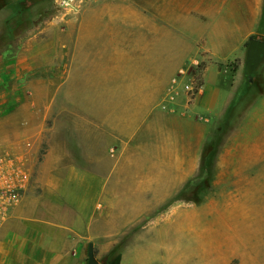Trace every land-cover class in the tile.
Listing matches in <instances>:
<instances>
[{"label":"crops","instance_id":"0c3cea01","mask_svg":"<svg viewBox=\"0 0 264 264\" xmlns=\"http://www.w3.org/2000/svg\"><path fill=\"white\" fill-rule=\"evenodd\" d=\"M173 6L172 18H180L186 27L192 10L207 16L205 23L191 29L202 31L197 40L190 35L201 45L182 54L185 59L197 54L207 61L193 102L161 118L158 109L149 108L156 92L127 87L115 71L118 66H112L104 77L105 90L89 98V115H103L104 121L102 131L95 124L89 126L87 155H81L77 139L73 141L74 129L71 139L65 140L57 120L33 124L26 105L8 106L17 101L10 85L35 63L31 51H18L7 43L0 48V85L8 87L0 88V145L27 153L34 170L30 191L0 226V264H88L90 243L102 264L117 246L120 264H154L162 250L166 253L162 264H187L184 253L177 252L187 239L201 259L199 264H231L236 259L264 264V240L249 229L257 209L264 207L244 198L233 202L232 195L225 202L196 207L170 202L201 167L209 116L218 115L220 107L233 106L247 89L246 42L252 35L264 37V0L219 4L179 0ZM233 59H238L237 66L220 67ZM215 79L229 86L226 94H221ZM55 98L51 107L41 109L42 117H57L64 110L79 114L77 109L57 106V100L63 99L60 89ZM145 100L152 101L148 108ZM188 111L195 116L186 119ZM172 237L177 241L173 248L168 247Z\"/></svg>","mask_w":264,"mask_h":264},{"label":"rangeland","instance_id":"374dc122","mask_svg":"<svg viewBox=\"0 0 264 264\" xmlns=\"http://www.w3.org/2000/svg\"><path fill=\"white\" fill-rule=\"evenodd\" d=\"M8 1L10 5L0 10V48L7 43L9 47L31 51L35 63L21 76L22 80L19 78L10 85L15 89L13 96L17 101L8 106L26 105L31 110L27 118L33 124L57 120L63 125L65 140L71 139L70 130L74 129L73 141L77 139L81 155H87L89 126L95 124L102 131L104 116L89 115V98L94 92L105 90L104 77L110 74L112 66H118L115 71L128 82L127 87L156 92L154 104L149 108L158 109L161 118L188 107L203 83L207 61L197 54L186 59L182 54L201 45L193 39L200 38L202 31L192 33L191 29L196 23H205L207 16L192 10L186 27L180 18H172L173 5L179 0H162L166 4L160 5H154L152 0ZM216 2L219 4L221 0ZM208 31L209 27L205 29ZM61 47L63 51L59 53ZM49 60H54L53 64L46 62ZM237 64L238 59H233L220 67L233 68ZM61 78L64 83H57ZM134 80L143 82L132 85ZM221 80L215 79V83L223 95L229 86L224 82L222 85ZM0 88H8L7 83ZM57 89L63 93L57 106L77 109L78 115L64 110L57 117H42L41 109L56 103ZM48 95L51 101L46 100ZM151 102L145 100V108ZM219 110L218 115L209 116L206 124L208 134L201 149L200 169L170 202L196 207L222 203L232 195L233 202L244 198L251 205L264 207V60L254 82H248L244 95L227 110L222 107ZM195 114L191 112L186 119ZM207 149L208 154L204 155ZM4 150L9 149L1 144L0 152ZM104 152L108 157L105 149ZM240 158L245 161L239 163ZM235 215L237 220L241 219ZM249 229L257 239L264 240L262 208L257 209ZM185 242L177 252L184 253L187 264H199L201 259L193 246L190 247L188 239ZM163 243L160 247H164ZM176 243L172 237L168 247L173 248ZM165 256L162 250L154 264L165 263ZM241 263L247 261L236 259L231 264Z\"/></svg>","mask_w":264,"mask_h":264},{"label":"built area","instance_id":"2783aa9c","mask_svg":"<svg viewBox=\"0 0 264 264\" xmlns=\"http://www.w3.org/2000/svg\"><path fill=\"white\" fill-rule=\"evenodd\" d=\"M34 181V170L27 153L0 152V226L13 214Z\"/></svg>","mask_w":264,"mask_h":264},{"label":"water","instance_id":"95a60500","mask_svg":"<svg viewBox=\"0 0 264 264\" xmlns=\"http://www.w3.org/2000/svg\"><path fill=\"white\" fill-rule=\"evenodd\" d=\"M264 60V39L251 38L248 42L246 59H245V75L250 82H253L254 75ZM88 264H102L95 255L94 244L88 246Z\"/></svg>","mask_w":264,"mask_h":264},{"label":"trees","instance_id":"16d2710c","mask_svg":"<svg viewBox=\"0 0 264 264\" xmlns=\"http://www.w3.org/2000/svg\"><path fill=\"white\" fill-rule=\"evenodd\" d=\"M11 1L9 2L8 0H0V10L8 5H10ZM251 38H256V36L252 35L250 36V38L247 40L246 42V47L248 46V42ZM259 38V37H258ZM256 75V74H255ZM255 75H254V79H255ZM248 80V79H247ZM248 82H250L248 80ZM254 82V80H253ZM250 82V83H253ZM208 149L204 150L203 154L206 155L208 154ZM214 171H212L213 174ZM197 201V200H195ZM120 260H121V253L119 252V246H117L115 249H113L111 251V253L104 259L103 264H120Z\"/></svg>","mask_w":264,"mask_h":264}]
</instances>
